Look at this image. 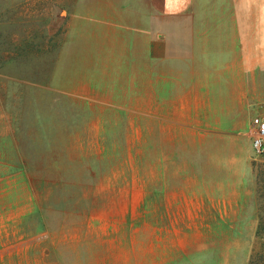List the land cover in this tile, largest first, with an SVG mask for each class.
<instances>
[{"label":"rangeland","instance_id":"374dc122","mask_svg":"<svg viewBox=\"0 0 264 264\" xmlns=\"http://www.w3.org/2000/svg\"><path fill=\"white\" fill-rule=\"evenodd\" d=\"M195 3L250 29L248 107L184 106L86 0H0V264L264 260V0Z\"/></svg>","mask_w":264,"mask_h":264},{"label":"crops","instance_id":"0c3cea01","mask_svg":"<svg viewBox=\"0 0 264 264\" xmlns=\"http://www.w3.org/2000/svg\"><path fill=\"white\" fill-rule=\"evenodd\" d=\"M227 8L234 7L195 0H86V20L98 12L100 26L113 28L115 42L131 45V53L121 57L125 66L138 59L133 51L141 45L149 76H162L164 82L178 76L179 99L187 101L184 106L209 107L203 102L217 99L227 102L224 108H236L230 101L243 108L249 105L245 93L251 91L252 73L242 69L244 53L252 45L244 38L250 36V29L235 26L232 14H215L235 11Z\"/></svg>","mask_w":264,"mask_h":264},{"label":"built area","instance_id":"2783aa9c","mask_svg":"<svg viewBox=\"0 0 264 264\" xmlns=\"http://www.w3.org/2000/svg\"><path fill=\"white\" fill-rule=\"evenodd\" d=\"M253 150L264 157V113L255 115L250 122Z\"/></svg>","mask_w":264,"mask_h":264},{"label":"trees","instance_id":"16d2710c","mask_svg":"<svg viewBox=\"0 0 264 264\" xmlns=\"http://www.w3.org/2000/svg\"><path fill=\"white\" fill-rule=\"evenodd\" d=\"M263 254H264V253H263ZM255 257H257V256H255ZM255 257L253 258L254 260H255ZM262 257H263V256H262ZM253 259H252V263H251V264H264V260H263L262 262L258 261V263H257V262H255Z\"/></svg>","mask_w":264,"mask_h":264}]
</instances>
